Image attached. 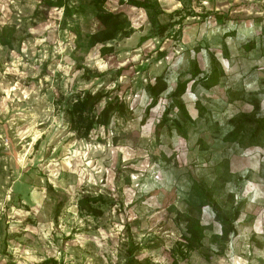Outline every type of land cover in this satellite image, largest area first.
<instances>
[{"label": "rangeland", "instance_id": "rangeland-1", "mask_svg": "<svg viewBox=\"0 0 264 264\" xmlns=\"http://www.w3.org/2000/svg\"><path fill=\"white\" fill-rule=\"evenodd\" d=\"M57 1L0 0V264H264V145L224 140L264 117V0ZM89 93L124 105L86 138Z\"/></svg>", "mask_w": 264, "mask_h": 264}, {"label": "trees", "instance_id": "trees-1", "mask_svg": "<svg viewBox=\"0 0 264 264\" xmlns=\"http://www.w3.org/2000/svg\"><path fill=\"white\" fill-rule=\"evenodd\" d=\"M120 2L126 3L132 7H138L142 8L145 10H153L156 11V6L152 4L149 1H144V0H120ZM49 6L52 7H59V8H64L66 18L71 17L73 15L71 8L69 7L68 3L65 0H58L57 2H50L48 3ZM103 21L108 23L109 21H112L108 19L107 17H101ZM182 19V18H181ZM168 26H174V23H170L169 25H163L161 28L158 30L154 31V35L156 36H161V34L164 33L165 29ZM147 37H143L142 41L146 40ZM247 49H250V45H247ZM115 49L113 47H102L101 52L103 55H106L108 53L114 52ZM123 70V69H122ZM122 71L119 70L117 74H121ZM200 74L199 69H195L193 74H191L190 77L187 75H183L180 77V80H178V83L176 85L175 90L171 93V96L173 98V102L175 103V106L178 108L181 118L186 121V122H192L193 119L189 112L186 109V106L184 102L181 101L182 96L187 92L188 85L191 81L196 79ZM215 78H218V70H214L209 78L206 79L205 82H207L208 85H211L212 82L215 81ZM167 89L165 83H162V88L157 90L154 85L153 87L150 88V93H151V98H152V107H155L160 99V95L163 91ZM102 95L98 94H87L83 100H79L77 102V105L74 107V109H79L80 111L86 113V121H87V126H86V132L84 136L88 138L89 133L91 132L92 128L96 127L98 124L101 126H108L110 124L111 120V115L112 113L115 112H120V110L123 108V102L119 99L115 102H109L107 103L104 108L101 110L100 113H97V105L101 101ZM170 112L169 110H166L164 113L160 123L158 124V129H162L164 126L168 125V123L171 121L170 120ZM177 127V126H176ZM177 129L180 131V133L184 135L182 132V129L180 127H177ZM246 132H249L250 136L247 142V145H253L256 142H261L262 145H264V117H261L255 121L251 120H245L238 126L234 128L232 132H230L225 138V141H232L236 142L238 144H244V138L243 135L246 134ZM192 190L195 192L201 199L205 200L204 202L206 203V199L211 198L210 195L207 193V191L200 185L199 182L195 181L193 182L192 185ZM197 224V223H196ZM200 232L199 226L194 225L192 228V236L189 238L190 240H193L196 237V234ZM189 240V241H190ZM198 240V239H196ZM47 264H58L57 261L50 259L47 261Z\"/></svg>", "mask_w": 264, "mask_h": 264}]
</instances>
